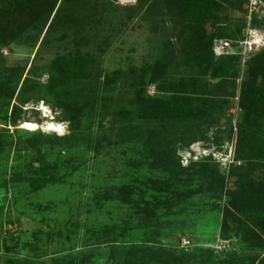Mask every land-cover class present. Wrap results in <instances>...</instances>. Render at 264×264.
Returning a JSON list of instances; mask_svg holds the SVG:
<instances>
[{
  "label": "trees",
  "instance_id": "16d2710c",
  "mask_svg": "<svg viewBox=\"0 0 264 264\" xmlns=\"http://www.w3.org/2000/svg\"><path fill=\"white\" fill-rule=\"evenodd\" d=\"M97 1H82L91 7L87 14L98 15ZM79 2L0 0V47L28 39L37 46L30 66L0 63V188L22 183L39 191L44 183L73 177L88 163L99 165L103 155L110 166L102 180H116L94 188L87 215L115 206L122 216L113 223V232L89 237L88 246L108 243L112 257L99 263L101 252H88L58 264H264V48L246 62L239 85L240 57H216L212 51L216 37H241L246 0H136L122 5L152 17L167 14L179 23L183 62L195 67L196 75L170 78L176 52L166 40L161 56L129 81L119 71L93 74L92 56L76 48L52 58L45 65L48 79L40 84L35 56L51 31H64L65 39L68 29L79 26L72 8ZM225 6L242 12L241 29L221 23L216 13ZM252 26L264 27V19L254 18ZM120 85L128 94H116ZM238 87L243 112L234 130L231 119L221 125L220 118ZM40 102L59 110L69 134L14 137L18 125L30 122L24 106L34 104L29 110L38 115ZM210 129L217 146L235 136L229 179L208 162L183 167L177 154L205 140ZM209 199L217 224L205 249L186 233L179 235L175 248L157 244L175 230L188 231L193 212L198 207L207 212ZM137 233L146 237L142 243H137ZM183 237L191 241L189 247H180ZM219 241L228 247L215 248ZM0 264L37 263L4 254Z\"/></svg>",
  "mask_w": 264,
  "mask_h": 264
},
{
  "label": "rangeland",
  "instance_id": "374dc122",
  "mask_svg": "<svg viewBox=\"0 0 264 264\" xmlns=\"http://www.w3.org/2000/svg\"><path fill=\"white\" fill-rule=\"evenodd\" d=\"M82 1L72 4L79 19V26L68 29L66 31L68 37L65 39L61 38L64 31L58 29L51 31L46 43L35 56L34 65L38 69L37 80L40 84H44L48 79L45 65L56 55L72 52L76 48L92 56L93 63L90 69L93 74L102 72L113 75L119 71L122 80L127 78L126 81H129V78L133 79L140 75L144 65L152 63L161 56L164 51L163 43L166 40L171 41L176 52V61L169 70L170 78L197 74L195 67L183 62L185 50L181 45L183 37L179 35L180 25L167 14L152 17L142 10L136 13L129 11L126 9L129 6L119 5L118 0H98V5L99 3L101 5L97 9L99 16H92L87 14L91 7L83 4ZM216 14L222 24L225 22L231 29L237 27L241 29V11L225 6ZM78 41L81 44H77ZM32 44L28 39L0 47V63L2 62L5 67L30 66L37 49V46L34 48ZM242 76L238 78V85ZM126 92L127 94L129 92L127 87L121 85L116 87L117 95ZM239 92L240 87L220 118L221 125L231 119L234 130L240 124V116L243 112L239 107ZM33 107L32 103L24 106V109L28 110L25 117L30 122L18 125L14 137L27 139L38 134L49 137L69 134L68 121L59 119V110L40 102L35 108L38 110V115H34L29 110ZM36 118L38 121L35 120ZM47 121L56 124L60 131H44L42 124ZM29 123L36 125L30 126ZM213 130L210 129L205 140L193 142L177 154L183 167L193 163L208 162L215 165L219 173L229 179L230 166L234 163L235 136L233 134L229 141L217 146L212 142ZM8 158L10 165L14 158L12 150ZM101 158L99 165L88 163L73 177L56 183H44L39 191L22 183L14 188L9 186L7 190L0 188V255L27 258L37 264H55V261L58 264L60 260L65 262L83 253L101 252L98 262L108 261L112 257L109 253L112 250L110 244L88 246L89 237L104 236L113 232L117 227L116 223H113L122 216V210L118 212L115 206L87 215L88 198L94 188L105 187L116 180L115 177L102 180V176L106 175L104 171L110 165L107 157L102 155ZM206 201L207 212L199 210L198 207L189 219V226L185 227H189L188 231L175 230V234L167 238H159L157 244L175 248L178 245L179 235L186 233L194 243L205 249L208 246L206 240L212 237L214 225L217 224L216 211H213L211 205L212 200ZM131 228L136 229L134 225H131ZM141 235V233L135 234L139 240L137 243H142L140 241L146 238ZM117 247L120 249L122 246ZM207 260L209 261V258Z\"/></svg>",
  "mask_w": 264,
  "mask_h": 264
},
{
  "label": "built area",
  "instance_id": "2783aa9c",
  "mask_svg": "<svg viewBox=\"0 0 264 264\" xmlns=\"http://www.w3.org/2000/svg\"><path fill=\"white\" fill-rule=\"evenodd\" d=\"M136 0H118L122 5L134 4ZM254 18L264 19V0H246L243 13L241 37L237 40L216 37L212 42V51L216 57L237 55L240 57L241 76L244 73L246 62L258 51L264 48V27H253ZM154 87H149V93L153 94ZM190 240L186 237L180 239V247H189ZM228 242L219 241L215 248L224 249Z\"/></svg>",
  "mask_w": 264,
  "mask_h": 264
},
{
  "label": "bare ground",
  "instance_id": "6f19581e",
  "mask_svg": "<svg viewBox=\"0 0 264 264\" xmlns=\"http://www.w3.org/2000/svg\"><path fill=\"white\" fill-rule=\"evenodd\" d=\"M58 124H60V123H58ZM29 125H30V126H35L36 124H35V123L30 124V123H29ZM42 129H43L44 131H46V132H59V131H60V130L57 128V125H56V124H54L53 122H49V121L44 122V123L42 124Z\"/></svg>",
  "mask_w": 264,
  "mask_h": 264
}]
</instances>
